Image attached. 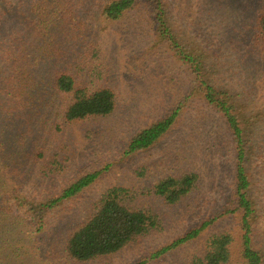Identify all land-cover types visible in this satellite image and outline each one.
<instances>
[{"label": "rangeland", "instance_id": "374dc122", "mask_svg": "<svg viewBox=\"0 0 264 264\" xmlns=\"http://www.w3.org/2000/svg\"><path fill=\"white\" fill-rule=\"evenodd\" d=\"M23 1L25 15L34 19L30 12L34 0H7L6 3L18 7ZM170 6L172 26L179 34L177 45L183 44L188 52L201 58L202 64L207 60L210 69L205 71L202 67L201 75L206 72L208 82L220 85L224 91L225 88L234 91L244 127L250 198L255 209L252 233L264 257V56L252 42L257 17L264 12V0H170ZM97 11L89 0H77L73 4L70 15L76 19L73 22H77L75 26L79 30L60 49L66 51L62 57L67 60L76 55L74 50L87 51L85 57L91 61L88 68L97 76L88 77L91 73L87 70L78 76L93 87L112 89L117 97L115 112L108 117L72 124L43 141L35 135V126L41 128V121L36 122L33 113H23L24 100L27 102L29 98L18 99L23 105L12 111L15 114L11 113L15 119L11 124L22 134L19 139L24 140L23 145L33 149L29 141H39L36 151L45 153L42 163L45 161L46 167L52 160L68 157L62 168L59 164L50 167L54 174L49 178L37 177L31 181L32 173L26 166L30 161L26 160L20 172L27 185L21 192L33 198L34 208L41 201L60 196L62 189L80 176L99 172L97 179L78 195L44 212L48 232L41 237L37 248L34 239L24 235L25 230L14 232L20 234L17 239L23 238L25 259L36 260L38 248L44 244L61 246L73 229L86 222L107 190L124 187L138 193L137 204L151 210L159 225L117 254L86 264H193L195 258L206 254L211 236L226 232L232 233L235 239L231 264H243L237 248L242 234V215L230 213L237 206L231 201L238 150L223 115L200 92H193L187 65L163 42L145 16L132 11L123 20L108 24L98 19ZM90 42L97 47L87 50ZM72 71L77 76L78 71ZM50 101L48 98L47 102ZM178 102L183 104V110L161 140L147 150L123 155L133 136L164 118ZM15 103L10 106L15 108ZM51 107L43 103L49 118L50 113L53 115ZM27 109L30 112L33 107ZM22 114L25 116L21 123L18 117ZM41 118H47V112ZM7 163L12 169L5 172L6 177L0 173V191L16 190L19 184L18 172L11 174L17 165ZM187 172L198 173L199 188L179 204L169 205L149 193L159 181ZM209 221L212 223L197 238L154 257ZM36 262L52 264L51 260ZM53 262L66 264L58 255ZM6 264L16 263L12 258Z\"/></svg>", "mask_w": 264, "mask_h": 264}, {"label": "trees", "instance_id": "16d2710c", "mask_svg": "<svg viewBox=\"0 0 264 264\" xmlns=\"http://www.w3.org/2000/svg\"><path fill=\"white\" fill-rule=\"evenodd\" d=\"M6 1L0 0V173L6 177L5 172L12 169L7 167L9 164L7 161H11V165L19 167L13 168L11 174L18 172L16 174L20 180L17 182L19 184L16 185V190L10 188L8 191H0V264H6V261L12 258L16 264H41L36 260L40 262L51 260L54 264L55 255L66 264H86L113 256L159 225L157 217L151 210L137 204L138 193L124 187L107 190L96 203L86 222L73 229L68 237L63 239L61 246L44 244L38 248L36 260L29 261L24 257L27 254L22 251L23 238L17 239L16 236L20 234L14 232L19 229L25 230L24 235L34 239L36 247L41 237L48 232L44 212L78 195L97 179L99 172L80 176L62 189L60 196L41 201L34 208L35 203L31 201L33 198L24 195V191L21 192V188L27 185L20 172L24 163L29 159L30 164L26 166H29L27 168L32 173L30 181L37 177L47 179L54 174L50 167L59 164L62 168L68 157L61 156L60 161L52 160L46 167L45 161L42 163L45 153L36 151L39 141H29L33 149L23 145L24 140L19 139L22 134H18V128L11 124V121L15 120L12 118L11 113L15 114L12 111L23 105V102L17 100L29 98L27 102L24 100L26 110L23 113H33L36 122L41 121V128L35 126V135L41 137L43 141L50 135L55 136L63 132L72 124L112 115L117 108V97L108 87H93L86 82L83 83L80 74L86 73V70L91 73L88 77L97 76L88 68L91 61L85 57L88 55L86 50L81 53L79 52L82 50H74L76 55L70 60L62 57L66 51L60 48L69 43L71 34H77L79 30L78 26H75L77 22H73L76 19L70 15L71 7L77 0H34L30 8L34 19L31 20L23 9L25 1L19 3L18 7L8 5ZM89 1L97 7L98 19L108 24L123 20L132 11H137L142 17L145 16L146 20L153 24V29L162 37L163 42L172 47L176 55L181 56L184 65H187L192 75L193 92H200L202 98L223 115L238 150L231 201L237 206L230 213L239 212L242 215V234L237 247L240 252L239 259L243 264H264L263 252L256 245L252 233L255 209L250 198L251 181L247 172L244 127L241 125L234 91H228L226 88L224 91L220 85L208 82L207 73L201 75L203 69L205 71L210 69L207 60H203V65L200 57L191 51L188 52L183 44L177 45L179 34L172 26L170 0ZM252 42L257 52L264 56V12L257 17ZM86 46L87 50L90 47H97L92 42ZM97 57L95 59L98 61ZM72 70L78 71L77 76L73 75ZM48 98H51L50 102H47ZM10 99L12 101L8 102ZM41 100L42 105H38L37 102ZM44 102L53 107L51 109L54 116L50 113L51 118L47 109L43 108ZM10 103L17 106L13 108ZM27 106L33 109L29 112ZM182 110L183 104L178 102L164 118L133 136L126 145L123 155H134L156 144L171 130ZM44 111L47 112V118H41ZM35 112L39 114L36 116ZM25 114L18 118L22 120ZM17 123L19 124L16 121V125ZM199 180V175L195 172L169 176L159 181L149 193L169 205L179 204L199 188ZM211 223L212 221L205 222L192 229L154 257L192 241ZM22 225L30 230L21 227ZM234 244L232 233L213 235L207 241L208 250L204 257L195 258L193 264H231Z\"/></svg>", "mask_w": 264, "mask_h": 264}]
</instances>
